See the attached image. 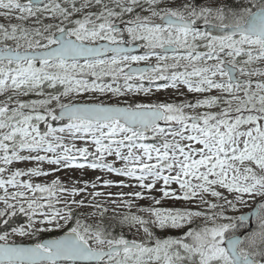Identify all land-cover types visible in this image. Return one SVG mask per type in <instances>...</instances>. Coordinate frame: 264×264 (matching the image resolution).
Instances as JSON below:
<instances>
[{"label":"snow or ice","instance_id":"1","mask_svg":"<svg viewBox=\"0 0 264 264\" xmlns=\"http://www.w3.org/2000/svg\"><path fill=\"white\" fill-rule=\"evenodd\" d=\"M0 264H264V0H0Z\"/></svg>","mask_w":264,"mask_h":264},{"label":"rangeland","instance_id":"2","mask_svg":"<svg viewBox=\"0 0 264 264\" xmlns=\"http://www.w3.org/2000/svg\"><path fill=\"white\" fill-rule=\"evenodd\" d=\"M161 94L166 95V94H170V93H161ZM112 191H117V189H112ZM244 211H247V209H245Z\"/></svg>","mask_w":264,"mask_h":264}]
</instances>
